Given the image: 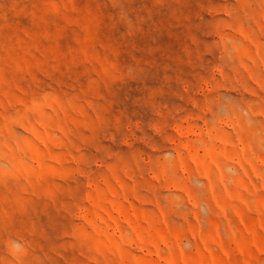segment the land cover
I'll return each mask as SVG.
<instances>
[{
    "label": "rangeland",
    "instance_id": "374dc122",
    "mask_svg": "<svg viewBox=\"0 0 264 264\" xmlns=\"http://www.w3.org/2000/svg\"><path fill=\"white\" fill-rule=\"evenodd\" d=\"M0 264H264V0H0Z\"/></svg>",
    "mask_w": 264,
    "mask_h": 264
}]
</instances>
